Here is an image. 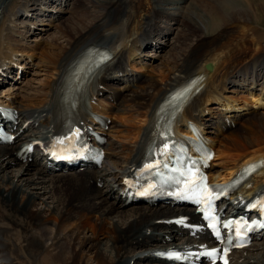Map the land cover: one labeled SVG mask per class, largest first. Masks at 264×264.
<instances>
[{
  "label": "bare ground",
  "instance_id": "obj_1",
  "mask_svg": "<svg viewBox=\"0 0 264 264\" xmlns=\"http://www.w3.org/2000/svg\"><path fill=\"white\" fill-rule=\"evenodd\" d=\"M186 1L0 0V68L12 61L11 53H16L9 41L12 34L2 32L8 12L15 9V14L25 17L29 13L56 15L49 16L50 22L60 21L66 8L70 14L59 27L62 38L66 39L62 44L55 39L47 43L48 49L55 52L51 55L53 62H49L52 78L45 83V97L29 100L36 106L31 111H18L21 127L26 123L28 128L18 141L49 140L60 132V120L70 121L75 110L78 123L90 122L92 113L108 117L109 132L124 141L106 145L112 163H104L100 170L80 175L37 168L34 165L37 158L19 162L15 156L19 143L0 146V261L4 260L5 264H83L82 253L86 251L92 258L90 264H175L158 261L150 254L194 242L186 235L177 237L174 229L160 225L163 219L179 215V210L162 205L123 207L115 189L122 177L142 160L155 138L160 102L171 90L195 75L204 76L198 84L201 93L178 113L177 121L172 124L174 136L180 138L181 133H189L188 121L208 126L212 121L205 111L210 110L209 105L216 104L221 109L213 121L225 114L223 122L228 119L233 126L224 124V129H215L211 137L216 139L212 148L220 162L218 167L211 165L210 174L225 178L236 166L262 158L263 168L252 178L247 192L250 195L264 190V113L260 117L252 108L264 107V103L258 104L263 99L223 95L224 87L237 85L236 81L251 85L255 82L264 89V30L251 27V23L263 16L264 5L256 3L258 0L191 3L186 5V18L181 20L183 7H180ZM49 3L54 6L47 5ZM203 4L211 9L208 17L199 11V7L205 8ZM46 7L51 8L45 10ZM142 15L146 16L145 20L141 19ZM213 19L215 22H211ZM163 20L165 26L161 25ZM169 21L181 23L184 29L181 48L173 57L174 71L167 70L159 79L149 72L137 78L128 70L132 50L127 48V40H135L134 45L153 42L154 36L171 31L166 23ZM110 30L116 33L107 37ZM204 30L211 35L201 37ZM114 38L116 44L122 45L118 49L110 47ZM89 46L106 48L112 60L96 77L93 89L79 94L72 84L73 66ZM209 62L213 65L211 71L205 68ZM7 104L9 102L0 100V105ZM26 165L36 170L32 173ZM9 166L14 169H8ZM99 180L104 181L101 188L97 186ZM186 211L193 215L189 209ZM71 221V225L80 222L79 229L69 232L63 243L61 229ZM16 231L20 232L18 236ZM15 236L21 240L20 244L15 243ZM233 256L231 264H264V244Z\"/></svg>",
  "mask_w": 264,
  "mask_h": 264
},
{
  "label": "rangeland",
  "instance_id": "obj_2",
  "mask_svg": "<svg viewBox=\"0 0 264 264\" xmlns=\"http://www.w3.org/2000/svg\"><path fill=\"white\" fill-rule=\"evenodd\" d=\"M203 1L206 2L204 4H208L207 2H209L210 0H188V1H186V4L181 5L180 9L183 7V9H181V11H180L181 20L186 18L185 17L186 12L184 10L186 8V5H189L191 3L198 4V3L203 2ZM258 1L259 2H256V3H260V4L264 5V0H258ZM204 4H203V6H205ZM209 10H211V9L208 6H205V8L199 7V11H201V13L205 12L206 17H208V11ZM64 12H65V14L62 15L63 18L59 19L60 21H54L51 24H49V21H46V20H48V18L39 17V20H43V22L45 24H48V25L47 26L44 25V26L37 28V30H35L34 34L29 33L26 35H25V32L26 33H28V32L26 31L25 28H23V23H29V22L26 21L25 19H22L19 17L18 18L12 17V16L9 17L7 23L12 28L11 32L13 34H15V38L12 41V43H13L15 49L18 50V54H17L18 59H20V60L26 59L24 62L21 61V65L26 70V75L14 83H12L10 79L9 80L5 79V83L2 84L0 87V93H1V95L3 94V96L4 95L9 96L10 95V97H12V100L15 102L16 106L24 105L25 107H28V106L31 107L33 104L32 103L33 101L30 102L29 100H32V99L35 100V99H39V98L42 99L43 97H45V94L47 93V89H46L47 86L45 85V83L48 81L50 82L51 78H52L50 76L51 70H49V68L51 66L50 63L53 62L54 57H52V56H53V53L55 52L54 49L53 50L48 49L47 43L55 39L56 42H59L62 44L63 40L66 39L64 37L62 38V34H61V31L59 28V27H62V25L64 23H66V21L70 18L68 8H66ZM141 19L145 20L146 16L142 15ZM214 19L211 20V22L212 21L215 22ZM58 22H60V23L58 24ZM162 23L164 24L163 26L166 25L163 21H162ZM166 23H168V25L171 26V29H172L171 33L163 34V35H160L157 37L154 36L155 37L154 43H156V41L158 43H161L163 48L161 50L157 49L155 51L152 49V47L141 48L139 51H137V55L134 59V62L136 65L132 64L133 66L131 67V71H133L134 73H137V74H143L145 72H149L156 79L161 78L162 74H165L166 71L169 69L172 72L174 71L175 65H174V58L173 57L175 56L177 50H179L181 48V42L184 39L183 38L184 37L183 36L184 35V29L180 26L181 23L177 22V24H176L174 21H169ZM251 27H254V28L259 29V30H264V13H263V16H261L260 20L254 21V23H251ZM109 32L107 33L108 34L107 37L113 36L112 34L116 33L115 30H110ZM176 35H177V38H176ZM180 35H182V36H180ZM210 35L211 34L206 32V30H204L201 37H209ZM193 40H194V38H193ZM116 41L114 38L111 41L112 44H110V45H113L112 47H114V48L120 47V43L118 42V44H116L117 43ZM130 43H131V41L128 43V46L130 45ZM262 44L264 46V42ZM135 48H136V46L134 47V49ZM23 51H28V52H23ZM173 52H175V53H173ZM168 54H170V55H168ZM146 56H148V57H146ZM170 56H171V58H170ZM42 61H44V62H42ZM26 62H28V63L26 64ZM47 65H49V66H47ZM165 65H166V67H165ZM9 77L12 78L13 73L9 74ZM240 85H242V84H240ZM227 91L229 92L228 94H231V95H234L237 97L246 94V92L242 91V89L238 88L237 86H227ZM25 100H27V102L29 104L28 106L26 105L27 102ZM209 106H211V105H209ZM255 111H257L256 113L259 114L260 117H262L263 113H264V108H261V109L258 108ZM109 134H110L109 140H108L109 143L113 142L116 145H118L121 143V141H123L122 139L114 137V135H115L114 132H112V133L109 132ZM109 162L112 163V159ZM10 166L8 169L13 170L14 168L10 167ZM25 167L26 168L30 167V171L32 173L34 172V170H36L35 169L36 167H33L31 165L30 166L26 165ZM53 221H52V223H53ZM72 222L73 221L69 222V224H66L65 227H63L61 229V232H63V236L61 237V240L63 243L64 242L66 243V241H64L65 240L64 238H65V236H67V234L69 232H72L74 229H76V230L79 229L78 224L80 222L77 224L75 223V224L71 225ZM76 227H78V228H76ZM81 231H83L82 233H84V229L81 228ZM16 238L17 237L15 236V239ZM15 239H14V241H15ZM20 241H21L20 239H18V240L16 239V242L18 244L21 243ZM49 250H51V249L49 248ZM82 255H83V264L92 263V258L90 257L89 252L85 251L82 253Z\"/></svg>",
  "mask_w": 264,
  "mask_h": 264
},
{
  "label": "water",
  "instance_id": "obj_3",
  "mask_svg": "<svg viewBox=\"0 0 264 264\" xmlns=\"http://www.w3.org/2000/svg\"><path fill=\"white\" fill-rule=\"evenodd\" d=\"M207 68H208L209 70H211L212 67H211L210 65H207Z\"/></svg>",
  "mask_w": 264,
  "mask_h": 264
}]
</instances>
